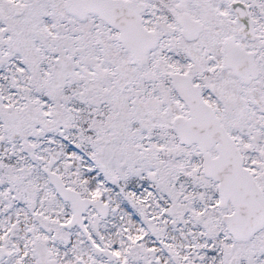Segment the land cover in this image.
I'll return each instance as SVG.
<instances>
[{"label": "snow or ice", "instance_id": "obj_1", "mask_svg": "<svg viewBox=\"0 0 264 264\" xmlns=\"http://www.w3.org/2000/svg\"><path fill=\"white\" fill-rule=\"evenodd\" d=\"M0 264H264V0H0Z\"/></svg>", "mask_w": 264, "mask_h": 264}]
</instances>
